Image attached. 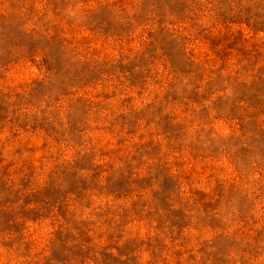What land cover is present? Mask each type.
<instances>
[{
    "label": "clouds",
    "instance_id": "9594fccd",
    "mask_svg": "<svg viewBox=\"0 0 264 264\" xmlns=\"http://www.w3.org/2000/svg\"><path fill=\"white\" fill-rule=\"evenodd\" d=\"M0 264H264V0H0Z\"/></svg>",
    "mask_w": 264,
    "mask_h": 264
}]
</instances>
